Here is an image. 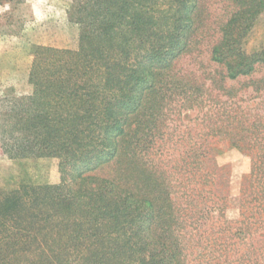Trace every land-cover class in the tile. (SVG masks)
Masks as SVG:
<instances>
[{
    "label": "trees",
    "instance_id": "1",
    "mask_svg": "<svg viewBox=\"0 0 264 264\" xmlns=\"http://www.w3.org/2000/svg\"><path fill=\"white\" fill-rule=\"evenodd\" d=\"M263 12L264 0H76L77 51L35 49L32 95L1 128L3 154L57 158L60 182L0 191V264H264V118L219 105L264 89V48L245 49ZM205 41L202 73L182 72ZM204 96L195 134L251 155L233 221L209 143L167 132L168 113Z\"/></svg>",
    "mask_w": 264,
    "mask_h": 264
},
{
    "label": "rangeland",
    "instance_id": "2",
    "mask_svg": "<svg viewBox=\"0 0 264 264\" xmlns=\"http://www.w3.org/2000/svg\"><path fill=\"white\" fill-rule=\"evenodd\" d=\"M75 1L0 0V139L2 136L1 128L6 120V112L13 101L32 95L33 86L29 76L35 49L39 47L77 51L80 26L68 19V12ZM219 8L220 6L217 7V10ZM221 10H218L220 14H222ZM206 42L202 44V48ZM201 43L198 48H200ZM260 48H264V12L259 16L245 42L247 52ZM204 50L205 47L200 55L195 52L191 58H182L177 67L181 68L182 72L202 73L198 63L203 61L205 63L206 61ZM47 56H49L48 53ZM261 76L264 77V68L259 69L254 75L255 78ZM227 84L236 85V82H227ZM220 101H226L224 104L219 103L221 108L224 107L226 110L230 108V105L232 108L240 106L245 111H249L250 114L257 113L264 118V89L257 93L245 89L239 91L231 99L222 96ZM202 102L204 103L197 105V110L183 109L185 107L183 104L179 109H176L178 114L175 112L168 113L167 127L170 129H167V132H170L169 136H172L173 139L175 135L182 134L179 132H185L181 135L185 145L195 140L200 141V143L205 140L206 144L209 143L210 152L208 155L212 159L211 161L216 166L223 168L219 191L229 199L226 203L224 217L228 221H233L238 219L240 191L248 183L247 176L251 168V155L247 151L232 145L231 142L221 136L204 137L195 134L197 130H200V125L204 120V118L202 120L203 113L212 105L205 96ZM213 112L209 111L208 116L211 115L212 120L221 123L224 115H212ZM238 116L241 114L239 113ZM245 117L252 120L251 116ZM174 126L178 128V133L176 130L172 131ZM167 154H164L166 158L163 157L165 162L170 159V155ZM150 157L152 159L157 158L152 155ZM59 182V160L57 158L9 159L6 154L1 152L0 148V191L17 190L21 186H55ZM255 237L261 236L258 233Z\"/></svg>",
    "mask_w": 264,
    "mask_h": 264
}]
</instances>
